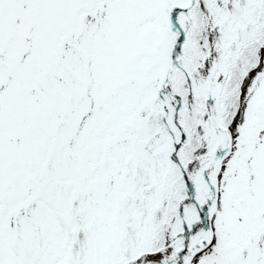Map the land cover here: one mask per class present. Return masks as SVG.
Returning <instances> with one entry per match:
<instances>
[{
    "label": "snow or ice",
    "instance_id": "1",
    "mask_svg": "<svg viewBox=\"0 0 264 264\" xmlns=\"http://www.w3.org/2000/svg\"><path fill=\"white\" fill-rule=\"evenodd\" d=\"M0 264H264V0H0Z\"/></svg>",
    "mask_w": 264,
    "mask_h": 264
}]
</instances>
